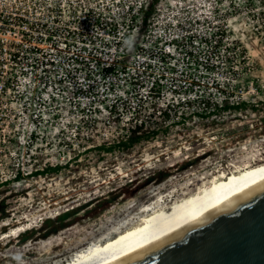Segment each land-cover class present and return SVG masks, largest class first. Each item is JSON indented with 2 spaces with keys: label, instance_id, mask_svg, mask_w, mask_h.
Wrapping results in <instances>:
<instances>
[{
  "label": "built area",
  "instance_id": "obj_1",
  "mask_svg": "<svg viewBox=\"0 0 264 264\" xmlns=\"http://www.w3.org/2000/svg\"><path fill=\"white\" fill-rule=\"evenodd\" d=\"M231 1L0 0V122L22 115L33 146L55 130L57 165L196 116L263 111L264 72L232 34ZM251 126L264 138V116Z\"/></svg>",
  "mask_w": 264,
  "mask_h": 264
},
{
  "label": "rangeland",
  "instance_id": "obj_2",
  "mask_svg": "<svg viewBox=\"0 0 264 264\" xmlns=\"http://www.w3.org/2000/svg\"><path fill=\"white\" fill-rule=\"evenodd\" d=\"M230 5L229 16H237L236 26H240L232 34L238 33L243 44H249V49H244L250 50L253 66L262 74L264 0H233ZM242 66L247 67V62ZM7 101L10 106L13 100ZM5 112V122H0V264L62 263L92 241L125 229L120 226L124 221H129V226L140 223L148 212L142 206L159 197L169 207L182 195L209 184L215 174L264 160L262 131L251 126L264 116V109L246 110L244 115L230 111L210 118L196 116L186 124L162 128L154 137L130 148H88L75 160L59 163L67 165L59 172L28 175L37 167L52 165L48 161H65L67 154L61 157V151L59 155L57 132L50 128L36 130V146L32 142L22 144L28 137V123L20 114L13 121L14 110ZM5 133L7 142L3 140ZM11 151L16 152L14 156ZM30 151L35 153L32 161L28 159ZM18 170L23 174L20 179L2 180ZM160 170L166 174L162 178ZM150 175L157 178L148 180ZM131 182L125 193H110ZM68 210L75 211L66 219L69 223L65 227L47 234L42 230L46 219ZM26 229L31 230L29 236H19Z\"/></svg>",
  "mask_w": 264,
  "mask_h": 264
},
{
  "label": "water",
  "instance_id": "obj_3",
  "mask_svg": "<svg viewBox=\"0 0 264 264\" xmlns=\"http://www.w3.org/2000/svg\"><path fill=\"white\" fill-rule=\"evenodd\" d=\"M106 264H264V177L179 229Z\"/></svg>",
  "mask_w": 264,
  "mask_h": 264
},
{
  "label": "bare ground",
  "instance_id": "obj_4",
  "mask_svg": "<svg viewBox=\"0 0 264 264\" xmlns=\"http://www.w3.org/2000/svg\"><path fill=\"white\" fill-rule=\"evenodd\" d=\"M263 177L264 160L220 176L215 174L209 184L191 191L194 193L182 195L183 198L175 200L169 207L162 204V198L158 196L156 202L142 206L148 212L140 223L129 226V221H124L120 226L125 229L120 228L115 235L92 241L59 264H106L179 229Z\"/></svg>",
  "mask_w": 264,
  "mask_h": 264
},
{
  "label": "trees",
  "instance_id": "obj_5",
  "mask_svg": "<svg viewBox=\"0 0 264 264\" xmlns=\"http://www.w3.org/2000/svg\"><path fill=\"white\" fill-rule=\"evenodd\" d=\"M242 106H247L246 104H238V105H233V106H226L225 108H231V109H239ZM165 132H167V130H164ZM158 133H160L159 130H153L151 132H144V133H139V134H135L132 135L128 140L122 141L121 143L118 144H111V145H100L97 146L96 148L99 150H106V151H113L114 149H116L117 147H121V148H130L131 146L135 145L136 143L142 141L143 139L147 140L150 139L152 136L154 137L155 135H157ZM64 167H67V165H47L43 168H38L34 171H32L31 173H29L28 175H38V174H45V173H54V172H59L61 169H63ZM159 173V177H164L166 174L163 173L162 170L158 171ZM21 177H23V174L19 171L18 174L13 178V179H20ZM157 177L154 176H149L147 179H155ZM6 181H10V180H6ZM133 182L129 183L126 186H121L120 188H115L113 189L110 193L111 194H116V195H120L122 193H125L127 187H129L130 185H132ZM108 201V200H107ZM73 211L75 210H68L67 212L61 213L59 215H57L55 218H48L45 220L44 226L42 227V230H45L46 234L47 233H53V232H57L60 229H62L63 227H65L69 222L66 220L68 218V216L73 213ZM97 211V210H96ZM100 211V210H99ZM98 212V211H97ZM29 232H31L30 229H26L25 231L21 232L19 234V236L21 237H28Z\"/></svg>",
  "mask_w": 264,
  "mask_h": 264
},
{
  "label": "flooded vegetation",
  "instance_id": "obj_6",
  "mask_svg": "<svg viewBox=\"0 0 264 264\" xmlns=\"http://www.w3.org/2000/svg\"><path fill=\"white\" fill-rule=\"evenodd\" d=\"M1 123H2V121H1ZM0 126H3V124H0Z\"/></svg>",
  "mask_w": 264,
  "mask_h": 264
}]
</instances>
